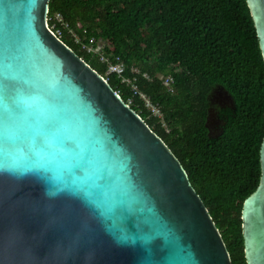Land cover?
Segmentation results:
<instances>
[{
    "label": "water",
    "instance_id": "obj_1",
    "mask_svg": "<svg viewBox=\"0 0 264 264\" xmlns=\"http://www.w3.org/2000/svg\"><path fill=\"white\" fill-rule=\"evenodd\" d=\"M49 1L0 0V264H232L181 161L53 32ZM247 3L264 59V0ZM260 162L246 264H264V140Z\"/></svg>",
    "mask_w": 264,
    "mask_h": 264
},
{
    "label": "trees",
    "instance_id": "obj_2",
    "mask_svg": "<svg viewBox=\"0 0 264 264\" xmlns=\"http://www.w3.org/2000/svg\"><path fill=\"white\" fill-rule=\"evenodd\" d=\"M48 24L162 137L232 264H246L242 208L260 183L264 140V59L247 0H50ZM118 64L121 72L110 71ZM215 90L233 106L214 105ZM212 106L216 137L206 126Z\"/></svg>",
    "mask_w": 264,
    "mask_h": 264
},
{
    "label": "built area",
    "instance_id": "obj_3",
    "mask_svg": "<svg viewBox=\"0 0 264 264\" xmlns=\"http://www.w3.org/2000/svg\"><path fill=\"white\" fill-rule=\"evenodd\" d=\"M60 33H61V32L57 31V35L59 34V36H60ZM94 43H95V41H94L93 39H90V44H84L83 47H85L87 50L91 51V50L93 49V47H94ZM98 49H99V47L96 48V50H98ZM112 70H116V71H118V72H121V71L123 70V67H122L121 64H118V65H111V66H110V71H112ZM171 80H172L171 77H170V78H166V79L164 80V83H165L167 86H169V88H168L169 90H173V88L170 86V81H171ZM141 95H142L143 98L146 99V106L152 111V113H153L154 115H159V114H160L159 106L156 105V104H153L151 101H149V100L146 98L145 95H143V94H141Z\"/></svg>",
    "mask_w": 264,
    "mask_h": 264
},
{
    "label": "flooded vegetation",
    "instance_id": "obj_4",
    "mask_svg": "<svg viewBox=\"0 0 264 264\" xmlns=\"http://www.w3.org/2000/svg\"><path fill=\"white\" fill-rule=\"evenodd\" d=\"M228 101H226L224 98H222V94L220 93V90H215L214 94H213V97H212V103L214 105L218 104L222 107H226V106H229L227 105ZM211 112V114L216 117L217 115V109H216V106H212L209 110ZM212 131H216V128H217V125H212Z\"/></svg>",
    "mask_w": 264,
    "mask_h": 264
},
{
    "label": "rangeland",
    "instance_id": "obj_5",
    "mask_svg": "<svg viewBox=\"0 0 264 264\" xmlns=\"http://www.w3.org/2000/svg\"><path fill=\"white\" fill-rule=\"evenodd\" d=\"M57 18L60 19V16L58 15Z\"/></svg>",
    "mask_w": 264,
    "mask_h": 264
},
{
    "label": "clouds",
    "instance_id": "obj_6",
    "mask_svg": "<svg viewBox=\"0 0 264 264\" xmlns=\"http://www.w3.org/2000/svg\"><path fill=\"white\" fill-rule=\"evenodd\" d=\"M50 27V26H49ZM51 28V27H50ZM52 29V28H51ZM53 32H55V31H53ZM56 33V32H55ZM57 34V33H56Z\"/></svg>",
    "mask_w": 264,
    "mask_h": 264
}]
</instances>
